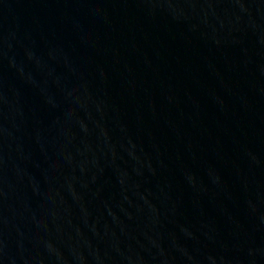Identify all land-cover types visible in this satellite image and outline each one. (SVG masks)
<instances>
[{
	"label": "water",
	"instance_id": "95a60500",
	"mask_svg": "<svg viewBox=\"0 0 264 264\" xmlns=\"http://www.w3.org/2000/svg\"><path fill=\"white\" fill-rule=\"evenodd\" d=\"M0 264H264V0H0Z\"/></svg>",
	"mask_w": 264,
	"mask_h": 264
}]
</instances>
